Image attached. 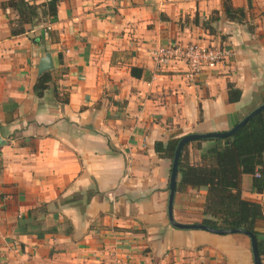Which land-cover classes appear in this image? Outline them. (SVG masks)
Segmentation results:
<instances>
[{
	"label": "crops",
	"instance_id": "crops-1",
	"mask_svg": "<svg viewBox=\"0 0 264 264\" xmlns=\"http://www.w3.org/2000/svg\"><path fill=\"white\" fill-rule=\"evenodd\" d=\"M4 1L0 264H254L243 233L171 226V159L154 144L226 131L262 103L264 0H231L245 9L243 23L226 17L222 0H62L51 35L43 31L40 41L41 23L11 34L17 13ZM213 16L208 33L201 21ZM191 41L231 53L193 79L183 63L155 67L152 48ZM46 51L57 93L38 98L33 87ZM229 85L240 90L237 101ZM199 156L189 143L185 157ZM250 182L242 175V195L261 204L264 233V189L252 192ZM205 195V187L176 188L174 219L201 223ZM31 210L40 223L28 222Z\"/></svg>",
	"mask_w": 264,
	"mask_h": 264
},
{
	"label": "trees",
	"instance_id": "trees-1",
	"mask_svg": "<svg viewBox=\"0 0 264 264\" xmlns=\"http://www.w3.org/2000/svg\"><path fill=\"white\" fill-rule=\"evenodd\" d=\"M62 0H47L41 3L27 0H6L2 6H9L17 13V18L9 20L12 35L29 32L35 25H43L42 32L35 36L38 41L43 39V31L51 35L49 24L57 19V6ZM224 14L229 20L243 23L245 9L234 7L231 0H222ZM216 17H209L201 21V25L208 33L214 31L212 23ZM198 24L197 16L193 19ZM54 38V37H52ZM133 75L135 68H131ZM51 70L44 71L37 76L33 87L36 97H42L49 89L53 94L57 91L51 87L53 80ZM240 90L229 85L228 96L230 101H237ZM264 102V93H262ZM67 97H61L62 102H67ZM177 139L169 140L166 144L156 141L155 151L172 160ZM207 142V145H203ZM189 143L197 146L200 156L198 162H190L185 157ZM187 143L181 151L176 188L183 190L187 186L195 188L205 187L206 195L203 203V218L201 223L214 228H240L251 231L256 238L257 251L262 263L264 256V233L258 229V222L263 219V209L260 203L247 199L242 195V175L251 176V191L262 192L264 189V110L255 114L242 127L233 134L224 138L196 139ZM39 209L42 207H38ZM36 208L35 211L39 209ZM28 216V222L40 223L37 216ZM35 223V224H36ZM41 236L42 233H38Z\"/></svg>",
	"mask_w": 264,
	"mask_h": 264
},
{
	"label": "water",
	"instance_id": "water-1",
	"mask_svg": "<svg viewBox=\"0 0 264 264\" xmlns=\"http://www.w3.org/2000/svg\"><path fill=\"white\" fill-rule=\"evenodd\" d=\"M54 67L51 54L46 51L44 55L40 58L37 74H40L44 71L52 70ZM264 110V102L260 103L252 110H250L246 115H244L237 123H235L230 129L221 132H206V133H189L181 136L175 146L173 157L171 160L170 172H169V181H168V201H167V217L171 226L179 229H201L206 230L216 234H233V233H243L247 235L250 239L251 252L253 257L254 264H261V260L257 251L256 238L251 231H247L240 228H214L202 223H180L174 219L173 216V201L176 191V179H177V169L178 161L182 151V148L189 143L190 141L196 139H208V138H224L233 134L237 129L242 127L250 118L255 114ZM3 143V140L0 138V144Z\"/></svg>",
	"mask_w": 264,
	"mask_h": 264
},
{
	"label": "built area",
	"instance_id": "built-area-1",
	"mask_svg": "<svg viewBox=\"0 0 264 264\" xmlns=\"http://www.w3.org/2000/svg\"><path fill=\"white\" fill-rule=\"evenodd\" d=\"M226 47L211 42L191 41L187 43L173 42L158 45L151 49V57L156 68H167L176 63L186 66L185 76L193 79L204 70L214 69L229 55Z\"/></svg>",
	"mask_w": 264,
	"mask_h": 264
},
{
	"label": "rangeland",
	"instance_id": "rangeland-1",
	"mask_svg": "<svg viewBox=\"0 0 264 264\" xmlns=\"http://www.w3.org/2000/svg\"><path fill=\"white\" fill-rule=\"evenodd\" d=\"M184 44V43H183Z\"/></svg>",
	"mask_w": 264,
	"mask_h": 264
}]
</instances>
